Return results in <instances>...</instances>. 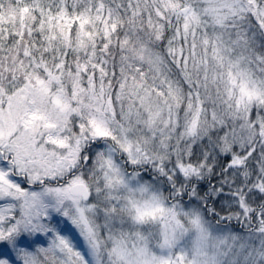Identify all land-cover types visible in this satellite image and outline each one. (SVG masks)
Wrapping results in <instances>:
<instances>
[{"label":"snow or ice","instance_id":"1","mask_svg":"<svg viewBox=\"0 0 264 264\" xmlns=\"http://www.w3.org/2000/svg\"><path fill=\"white\" fill-rule=\"evenodd\" d=\"M0 264H264V0H0Z\"/></svg>","mask_w":264,"mask_h":264},{"label":"rangeland","instance_id":"2","mask_svg":"<svg viewBox=\"0 0 264 264\" xmlns=\"http://www.w3.org/2000/svg\"><path fill=\"white\" fill-rule=\"evenodd\" d=\"M235 227H236V231H241L238 225H236Z\"/></svg>","mask_w":264,"mask_h":264}]
</instances>
